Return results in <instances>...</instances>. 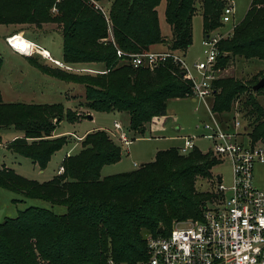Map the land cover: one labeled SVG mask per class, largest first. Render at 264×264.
<instances>
[{
  "label": "trees",
  "instance_id": "obj_1",
  "mask_svg": "<svg viewBox=\"0 0 264 264\" xmlns=\"http://www.w3.org/2000/svg\"><path fill=\"white\" fill-rule=\"evenodd\" d=\"M161 1L0 0V25L38 29L57 25L62 38L60 63L101 64L100 73L76 74L52 63L54 67L39 63L37 55L24 58L49 77L82 85L80 108L125 113L134 140L147 130L162 129L167 102L190 98L191 89L171 60L153 69L133 68L117 51L184 53L192 43L194 13L200 12L205 37L222 27L227 4L226 0H164V18L171 28V36L164 37L156 10ZM92 2L109 3L110 28ZM109 30L113 41L108 39ZM217 48L219 68L225 69L237 57L264 61V0H251L243 20ZM259 78L264 79V71ZM254 85L232 79H217L212 85V112L218 116L230 112L234 101L247 93L240 107L248 119L252 142L264 140V112L254 98L264 87L253 92ZM80 117L75 110L64 111L61 104L4 103L0 94V129L22 133L7 149L40 170L66 144V137H53L60 122L76 123ZM120 159V147L105 131L97 130L81 139L79 152L62 161L63 173L47 182L37 183L0 167V188L66 207L61 215L28 207L1 222L0 264H107L108 259L135 264L146 257V237H165L173 223L201 219L212 195L198 191L196 182L214 178L211 171L220 163L210 152L194 149L180 155L175 148L161 150L152 162L131 172L101 177L104 166Z\"/></svg>",
  "mask_w": 264,
  "mask_h": 264
},
{
  "label": "rangeland",
  "instance_id": "obj_2",
  "mask_svg": "<svg viewBox=\"0 0 264 264\" xmlns=\"http://www.w3.org/2000/svg\"><path fill=\"white\" fill-rule=\"evenodd\" d=\"M226 1L228 5L232 6L234 9L231 20L230 22L223 23L222 27L214 31L213 34L227 35L231 33L233 28L243 20L251 3V0ZM92 3L95 6V10L104 13L108 28H110V22L108 21L109 3ZM164 8L165 1L162 0L156 9L159 29L162 36L170 37L171 28L165 21ZM15 34L26 39L32 48H34L32 45L35 44L47 51L52 59L62 62V38L57 25H43L41 29H38L33 25H0V58L2 61V67L0 70V94L3 102L26 104L31 102L36 104H61L64 111L75 110L81 114V119L76 123L67 122L65 120L60 122L55 130V134L60 133L66 137V144L63 145L59 151L52 155L51 160L44 170H40L37 166L35 167L29 159L11 153L7 149V144L11 142L15 131L13 129H0V167L5 166L6 168L13 170L15 174L37 183L47 182L56 175L58 167L62 164V158L66 151L70 150L69 156L75 155L79 152L80 141L77 138L82 136L87 130L91 128L105 131L114 141V143L121 149L120 161L111 166L108 165L104 167L101 172V177L131 172L136 169H134L135 163L138 168L141 164L152 162L158 151L170 148H181L183 144L182 139L186 137L194 138L195 147L199 152L205 154L209 151L211 142L206 137H204L205 133L203 132L202 127L204 124L210 122V119L207 108L201 101L196 100L194 103L191 102L189 98L169 100L167 102V119L164 127L162 129L150 132L147 130L143 136L131 140V137L134 134L128 128V116L125 113H98L80 108L78 106L79 103H84L83 86L79 84L63 82L61 80L49 77L33 67L24 57L37 55L38 57L36 58L39 63L46 64L50 67L54 66L51 65L50 62H47V60H45L42 55L34 54L36 53L34 52L35 48L32 50L30 47V49L26 52H19L16 50L18 52L17 53L13 51L7 45L6 39ZM108 34V39L113 41L112 32L110 30ZM203 40L204 36L202 29V18L200 12L197 10L192 17L191 46L181 55L182 60L186 66L191 69L193 75H196V72L193 70V65L205 59L203 54ZM155 49L157 50L159 48ZM19 53H22V55ZM23 53L25 55H29L23 56ZM79 66L76 65L71 67L76 70H79V68L100 69L99 67L92 65ZM216 68L219 70L217 75L218 80L232 79L254 85L257 81H260L259 73L264 71V61L257 59L244 60L237 57L234 58L225 69L219 68L217 63ZM69 72L77 74V72ZM99 73L100 72L88 71V74L92 75ZM253 77H256V82H253ZM246 98L247 93H243L238 99L234 101L230 112L223 113L220 116L216 115V118L219 119L222 124L230 125L231 128L235 121H239L241 127L243 128L241 137L244 136V132H246V134L249 136L251 131V129L248 127V119L243 117L244 113L241 112L242 110L240 107V101H243ZM254 98L264 112V92L256 95ZM213 101L214 96L208 100V105L211 110ZM83 116L85 117L83 118ZM87 116L92 117V119H88ZM114 122H117L121 125V131L124 132L128 137L129 144L127 146L119 142L114 136L116 134L115 130L113 129ZM74 135L77 137L75 138ZM58 137L61 136H57L55 138ZM246 140L248 139L245 138L244 141ZM254 168L253 183L255 186L257 185L258 187L263 188L260 186V183H264V172L261 170V167L255 166ZM108 169H110V171H108ZM211 174L213 176L219 175L222 179V184L225 187H228L231 184V164L229 160L224 159L220 161V163L212 169ZM196 188L200 192L209 193L212 195V199L209 200L206 206H214L217 204L218 201L215 200L216 186L213 178L209 180L199 179L196 182ZM28 207L48 209L54 214L59 215L66 212L65 206L51 205L39 199H26L19 194L0 188V223L6 218H15L19 211ZM174 225L175 223L172 224V227Z\"/></svg>",
  "mask_w": 264,
  "mask_h": 264
},
{
  "label": "built area",
  "instance_id": "obj_3",
  "mask_svg": "<svg viewBox=\"0 0 264 264\" xmlns=\"http://www.w3.org/2000/svg\"><path fill=\"white\" fill-rule=\"evenodd\" d=\"M233 11V7L227 3L221 22H230ZM230 35L210 33L203 40L205 59L193 65L196 75L186 66L180 52L124 54L117 51L118 57H126L133 68L153 69L171 60L189 82L190 98L201 101L207 108L210 122L204 124L202 129L204 137L211 142L208 152L217 160L228 159L231 164V184L228 187L222 184L219 175H216L219 180L215 179L216 176L213 178L217 204L206 206L199 220L176 222L165 237H146V257L135 264H264V190L253 183L254 166L264 165V140L252 142L246 132L241 137L243 128L239 121H235L232 128L222 124L208 105L214 92L213 82L219 73L216 68L217 44ZM6 42L17 52L8 38ZM41 51L45 50L35 45L34 54L42 55L56 67L77 73L88 72L63 65L52 59L49 53L45 55ZM113 127L116 139L127 146L128 137L121 131V125L114 122ZM245 138L248 140L244 141ZM182 140V147L178 149L180 155H187L196 149L193 137ZM57 173H63L62 166ZM107 264L117 263L108 259Z\"/></svg>",
  "mask_w": 264,
  "mask_h": 264
},
{
  "label": "crops",
  "instance_id": "obj_4",
  "mask_svg": "<svg viewBox=\"0 0 264 264\" xmlns=\"http://www.w3.org/2000/svg\"><path fill=\"white\" fill-rule=\"evenodd\" d=\"M90 65H92V66H95V67H99L100 69H98V68H79V70H85V71H93V72H99V70H102V66L101 65H97V64H89V66ZM76 66V65H75ZM77 66H79V65H77ZM80 67V66H79ZM186 99V98H185ZM178 100V99H177ZM189 100H191V102H196V100H194L193 98H189ZM27 104H36V103H33V102H31V103H27ZM39 104H48V103H39ZM48 105H50V104H48ZM166 111H167V105H166ZM114 114H121V113H114ZM128 118V117H127ZM92 119V117L90 118V120ZM15 131V130H14ZM90 131L92 132V131H97V129H93V128H91V129H89V130H87L82 136H80L79 138H77V139H82L86 134H88V133H90ZM22 136V133H20V132H17V131H15V133H14V136L12 137V140L13 139H15V138H18V137H21ZM57 136H63L62 134H55V131H54V133H53V137H57ZM74 137L76 138L77 136H75L74 135ZM137 139V138H136ZM11 140V141H12ZM79 141H81V140H79ZM69 151L70 150H68V151H66L65 152V154H64V156H63V158H62V160H64V158L65 157H67V156H69ZM51 160V159H50ZM142 165V164H141ZM35 166V165H34ZM111 166V165H110ZM256 167H261L262 169V171L264 172V165H255ZM254 166V167H255ZM36 167V166H35ZM60 167V166H59ZM58 167V168H59ZM104 167H106V166H104ZM103 167V168H104ZM103 168L101 169V172H102V170H103ZM137 169V165H136V163H135V165H134V169ZM255 169V168H254ZM133 170V169H132ZM108 171H110V169H108ZM131 171V170H130ZM101 172H100V174H101ZM109 173H114V172H109ZM56 175H58V173L56 172ZM106 177V176H105ZM257 186V185H256ZM260 186H262L263 188H264V183L263 182H261L260 183ZM257 188L258 189H261V190H264L263 188H260V187H258L257 186ZM59 215V214H58ZM61 215V214H60Z\"/></svg>",
  "mask_w": 264,
  "mask_h": 264
},
{
  "label": "bare ground",
  "instance_id": "obj_5",
  "mask_svg": "<svg viewBox=\"0 0 264 264\" xmlns=\"http://www.w3.org/2000/svg\"><path fill=\"white\" fill-rule=\"evenodd\" d=\"M9 39V43H11L12 47L19 51V52H26L27 50L30 49L31 45L30 43H28V41L26 39H24L23 37L19 36V35H13L11 37L8 38ZM27 42H26V41ZM33 44V43H31ZM35 48V45H32ZM34 48L31 47V49L33 50ZM30 52V51H29ZM41 53H44L45 55H47V51H41ZM22 54V53H21ZM24 54V53H23ZM31 54V53H30ZM25 55V54H24ZM29 55V54H28Z\"/></svg>",
  "mask_w": 264,
  "mask_h": 264
},
{
  "label": "water",
  "instance_id": "obj_6",
  "mask_svg": "<svg viewBox=\"0 0 264 264\" xmlns=\"http://www.w3.org/2000/svg\"><path fill=\"white\" fill-rule=\"evenodd\" d=\"M208 36H205L204 39L206 40ZM264 87V79H261L260 81H258L253 87H252V91L253 92H257L259 89L263 88ZM88 119H90L91 117L90 116H87ZM216 180H219V177L216 176L215 177ZM158 233H161L162 232V228H159Z\"/></svg>",
  "mask_w": 264,
  "mask_h": 264
}]
</instances>
